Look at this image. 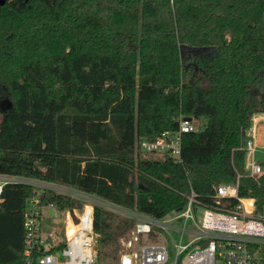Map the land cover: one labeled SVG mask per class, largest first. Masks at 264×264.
Listing matches in <instances>:
<instances>
[{
	"label": "trees",
	"instance_id": "trees-1",
	"mask_svg": "<svg viewBox=\"0 0 264 264\" xmlns=\"http://www.w3.org/2000/svg\"><path fill=\"white\" fill-rule=\"evenodd\" d=\"M3 100L11 106L0 110V175L65 185L154 218L184 208L192 191L215 205L217 188L238 181V149L264 115V0H5ZM180 116L206 121L184 135L181 164L137 152L138 138L177 130ZM239 184L264 214V173ZM36 192L5 187L0 264H26L31 198L59 211L85 203ZM134 224L95 206L99 256L117 254Z\"/></svg>",
	"mask_w": 264,
	"mask_h": 264
},
{
	"label": "built area",
	"instance_id": "built-area-1",
	"mask_svg": "<svg viewBox=\"0 0 264 264\" xmlns=\"http://www.w3.org/2000/svg\"><path fill=\"white\" fill-rule=\"evenodd\" d=\"M186 118L180 116L177 130L165 131L156 139L138 138L137 152L167 157L181 164L184 135L203 130L199 120ZM259 148L257 127L252 125L244 145L238 149L243 153L242 167L236 166L238 181L217 188L215 205L200 202L192 191L184 208L164 218L124 210L135 224L122 239L119 264H264V214L256 212L255 200L241 198L239 191L242 177L257 179L264 173V167L255 158ZM19 183L34 186L36 195L53 191L85 202L82 209L60 212L53 205L42 204L35 196L27 202L24 216L26 264H98L94 197L65 185L0 175V202L5 187ZM226 200L237 203L229 208L224 203ZM49 208L64 217L63 234L57 229H45L44 215ZM179 221H182L180 225ZM62 243L65 246L58 248ZM171 249H174V257ZM40 251L48 252L34 259L33 255Z\"/></svg>",
	"mask_w": 264,
	"mask_h": 264
},
{
	"label": "rangeland",
	"instance_id": "rangeland-1",
	"mask_svg": "<svg viewBox=\"0 0 264 264\" xmlns=\"http://www.w3.org/2000/svg\"><path fill=\"white\" fill-rule=\"evenodd\" d=\"M10 107V103L7 100H3L0 104V110L1 112L5 111L6 109H8ZM3 116L2 114H0V125L2 122ZM200 128L204 129L205 125H206V121L205 120H200ZM256 160L262 164H264V149L263 150H258L256 152L255 155ZM264 167V166H263ZM93 202L96 206H100L103 209L110 211L113 215H115L118 219H123L124 217H127V215L125 214V211L123 209H120L116 206H112L109 205L107 203H104L102 201H98L97 199L93 198ZM58 211L53 209V208H49L45 211V215H44V224H45V229L47 231H51L54 229H57L58 233H62L64 231V227H65V219L62 215L59 214ZM182 223V221H179L178 224L180 225ZM129 233H127L126 235L122 236L119 239L120 242V248H121V242L122 239H124L125 237L128 236ZM176 239V241L179 240L178 236L175 235L174 237ZM124 241V240H123ZM98 251H99V243H98ZM120 249L119 252L117 254L114 253V251L112 249H103V254H101L99 256V260H98V264H119V259H120ZM174 249H171V255L172 257H174Z\"/></svg>",
	"mask_w": 264,
	"mask_h": 264
},
{
	"label": "crops",
	"instance_id": "crops-1",
	"mask_svg": "<svg viewBox=\"0 0 264 264\" xmlns=\"http://www.w3.org/2000/svg\"><path fill=\"white\" fill-rule=\"evenodd\" d=\"M253 125L257 127L258 132V144L261 148L260 150L264 149V115L258 114L253 119Z\"/></svg>",
	"mask_w": 264,
	"mask_h": 264
},
{
	"label": "water",
	"instance_id": "water-1",
	"mask_svg": "<svg viewBox=\"0 0 264 264\" xmlns=\"http://www.w3.org/2000/svg\"><path fill=\"white\" fill-rule=\"evenodd\" d=\"M5 4V0H0V5H4ZM8 101V100H7ZM9 102V101H8ZM10 103V102H9ZM10 106H11V104H10ZM186 120H192L190 117H188V118H186ZM134 187H135V189L137 190V185L136 184H134Z\"/></svg>",
	"mask_w": 264,
	"mask_h": 264
}]
</instances>
